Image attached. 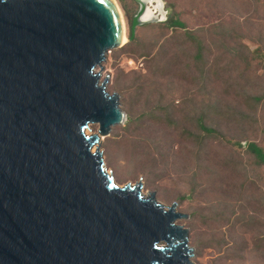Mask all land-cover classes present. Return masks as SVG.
<instances>
[{
    "label": "water",
    "instance_id": "obj_1",
    "mask_svg": "<svg viewBox=\"0 0 264 264\" xmlns=\"http://www.w3.org/2000/svg\"><path fill=\"white\" fill-rule=\"evenodd\" d=\"M134 1L123 40L111 0H0V264H195L188 214L118 185L100 149L126 120L106 55L167 15Z\"/></svg>",
    "mask_w": 264,
    "mask_h": 264
},
{
    "label": "trees",
    "instance_id": "obj_2",
    "mask_svg": "<svg viewBox=\"0 0 264 264\" xmlns=\"http://www.w3.org/2000/svg\"><path fill=\"white\" fill-rule=\"evenodd\" d=\"M120 1L126 5L125 0ZM129 1L135 4L134 0ZM183 13V10H177L174 4H169L164 21L142 25L155 28L156 33L152 40L142 41L135 34L121 47L111 50L114 59L121 56L142 58L148 75H138L128 83L114 84V90L120 94L121 103L125 105L127 117L121 126L116 127L121 133L114 132L106 137L105 146L110 149L124 147L134 165L152 175L162 164V168L166 169V160L170 155L145 134L148 125L163 128L173 133L179 141L191 146L187 152L197 168H201L200 161L208 157L206 150L209 143H226L236 157L231 156V159L223 161L222 165L230 169L231 175L243 179L237 186L243 194L248 183L254 185L248 175V169L256 171L264 168V145L251 140L242 149L241 142V139L245 138V127L258 128V112L264 108V88L251 93L238 82L239 77L243 80V75L232 78L228 72L234 69V60L244 64L242 73L256 60H260L264 68V50L259 47L251 50L246 44L239 42L238 46L227 50L233 56L232 60L221 64L222 57L217 56L196 32L187 27L182 18ZM133 15L134 13H129L130 21ZM159 77H171L194 86H190L191 89L162 86V82L157 80ZM210 82L221 84L222 93L234 96L243 109L235 108L218 96L210 95L207 86ZM229 125L237 126V129L242 131L243 138H238L235 132L229 134ZM238 149L242 150L245 162L239 157ZM192 177L194 181V172ZM196 187L192 184L188 189L195 193ZM184 198L183 194L178 196L179 200ZM241 201H247L253 208L264 209V200L261 197L243 198ZM240 206L242 207L241 204ZM188 216L189 219L196 217L202 222L205 219L221 220L229 227L238 224L246 231L254 232L252 248L261 250L264 255V219L257 213H249L246 210L237 212V207L232 204H217L209 207L208 216L204 217L197 211L190 212ZM197 243L199 250L214 244L220 252L219 256L226 254L232 257L233 251H229L231 249L240 251L233 255V259L241 258L247 245H238L224 237L217 240H198ZM222 246L229 248L224 251Z\"/></svg>",
    "mask_w": 264,
    "mask_h": 264
},
{
    "label": "rangeland",
    "instance_id": "obj_3",
    "mask_svg": "<svg viewBox=\"0 0 264 264\" xmlns=\"http://www.w3.org/2000/svg\"><path fill=\"white\" fill-rule=\"evenodd\" d=\"M124 5L120 0H116L125 25V34L128 37L130 28L129 13L136 12L137 3H131L125 0ZM164 2V9L167 10L169 4H174L177 10H183V16L187 27L204 41L217 56H221V64H227L232 60L233 56L227 52L233 47L238 46V43L246 44L251 50L259 47L264 50V0H162ZM128 11H130L128 13ZM156 30L154 27H136L135 34L142 41L152 40L155 36ZM116 49V48H115ZM113 50V49H112ZM235 65L228 74L232 78H238L243 75V80L239 77L238 82L241 86L246 88L251 93H256L264 88V68L260 60H256L251 67L244 73V64L240 61ZM103 71L101 80L107 74L109 76L106 89L113 92L114 84L128 83L138 75H148V69L142 58H130L121 56L117 59L113 58L110 52L106 55V60L102 63ZM157 80L162 82V86H182L191 89L189 83L173 79L171 77H159ZM245 85V86H244ZM210 95L218 96L220 99L229 103L231 106L243 109L234 96H227L222 93L223 86L219 83H208ZM116 92V91H115ZM118 93V92H117ZM119 95L120 106L126 113L125 105L121 103V96ZM176 101L178 98L176 97ZM127 117V114H126ZM258 128L245 127L246 130L240 132L235 125H229L228 129L231 133L243 139L245 142L242 149L245 148L248 141L255 140L264 145V108L258 112ZM113 126L110 135L114 132L121 133L117 126ZM97 124L89 125V133L97 131ZM145 129V134L149 136L158 145V147L169 152V159L166 160V169L159 166L156 172L149 175L146 171L140 170L134 165L130 159L129 153L124 147L118 149H110L105 146V139L101 142L100 149L104 165L108 172L114 177L118 185H123L127 182L140 183L143 192H154L158 201L168 206L172 202H176V210L182 213L189 214L197 211L199 214L208 216L209 207L217 204H232L237 207V212L246 210L249 213H257V215L264 219V209L253 208L248 205L247 201H241L243 198L261 197L264 200V168L261 170L248 169L250 179L254 181V185L248 183L243 194L237 188L242 183L241 177L230 174V169L222 165L223 161L231 159L234 156L233 150L226 143H209L207 146V158L200 161V167L197 168L192 158L190 157L189 149L191 146L187 145L173 134L167 132L165 129L148 125ZM228 132V130H227ZM242 157V150L238 149ZM236 157V155H235ZM245 162V158L242 157ZM192 172L195 173V180H193ZM196 185L195 193H192L188 186ZM181 194L185 195L182 200L178 199ZM242 195L240 198L239 196ZM242 205V207L240 206ZM239 205V206H238ZM176 223L181 224L189 229L188 244L193 248L192 261L195 264H264V255L261 250H253L252 237L254 232H248L244 227L238 224L229 227L221 220L213 221L205 219L204 222L196 217L193 219H177ZM225 239L236 242L238 245H246V249L242 251L241 258L233 259L236 250H229L232 257L226 254L220 255L216 246L213 244L204 249H198L197 241H207L211 238ZM222 246L221 249L226 251Z\"/></svg>",
    "mask_w": 264,
    "mask_h": 264
},
{
    "label": "bare ground",
    "instance_id": "obj_4",
    "mask_svg": "<svg viewBox=\"0 0 264 264\" xmlns=\"http://www.w3.org/2000/svg\"><path fill=\"white\" fill-rule=\"evenodd\" d=\"M111 2L114 5V7H115V9H116V11L118 13V16H119V19H120V23H121L122 39L125 40V38H126L125 25H124V20H123V16H122L121 10H120L116 0H111ZM158 6H159V1L158 0H149V5H148V7L146 9V12L143 15V18H147L150 15H152L155 12V10H157ZM85 132L87 134H89V130L88 129H86ZM94 148H95V146H93L92 150H94Z\"/></svg>",
    "mask_w": 264,
    "mask_h": 264
}]
</instances>
